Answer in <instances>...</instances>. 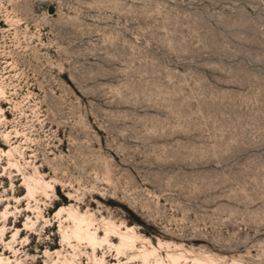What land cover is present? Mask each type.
I'll list each match as a JSON object with an SVG mask.
<instances>
[{"label": "rangeland", "instance_id": "rangeland-1", "mask_svg": "<svg viewBox=\"0 0 264 264\" xmlns=\"http://www.w3.org/2000/svg\"><path fill=\"white\" fill-rule=\"evenodd\" d=\"M0 264H264V0H0Z\"/></svg>", "mask_w": 264, "mask_h": 264}, {"label": "bare ground", "instance_id": "bare-ground-1", "mask_svg": "<svg viewBox=\"0 0 264 264\" xmlns=\"http://www.w3.org/2000/svg\"><path fill=\"white\" fill-rule=\"evenodd\" d=\"M87 228V227H86ZM86 231V230H85ZM87 233V232H86ZM127 239V238H126Z\"/></svg>", "mask_w": 264, "mask_h": 264}]
</instances>
